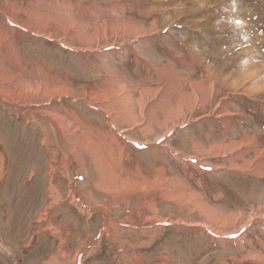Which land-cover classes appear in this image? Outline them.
<instances>
[{
  "label": "rangeland",
  "instance_id": "rangeland-1",
  "mask_svg": "<svg viewBox=\"0 0 264 264\" xmlns=\"http://www.w3.org/2000/svg\"><path fill=\"white\" fill-rule=\"evenodd\" d=\"M0 264H264V0H0Z\"/></svg>",
  "mask_w": 264,
  "mask_h": 264
},
{
  "label": "bare ground",
  "instance_id": "bare-ground-1",
  "mask_svg": "<svg viewBox=\"0 0 264 264\" xmlns=\"http://www.w3.org/2000/svg\"><path fill=\"white\" fill-rule=\"evenodd\" d=\"M263 17V16H262ZM115 19V18H114ZM126 22V21H125ZM186 25V24H185ZM189 26V25H188ZM218 69V68H217ZM251 75V74H250ZM249 77V76H248ZM217 79V78H216ZM225 80V79H224ZM211 83V82H210ZM220 84H223L222 82ZM195 85V84H194ZM211 85V84H210ZM251 91V90H250ZM196 93V92H195ZM226 109V108H225ZM219 110V109H218ZM237 231V229H235ZM238 242V241H237Z\"/></svg>",
  "mask_w": 264,
  "mask_h": 264
},
{
  "label": "crops",
  "instance_id": "crops-1",
  "mask_svg": "<svg viewBox=\"0 0 264 264\" xmlns=\"http://www.w3.org/2000/svg\"><path fill=\"white\" fill-rule=\"evenodd\" d=\"M112 128H113V127H112ZM93 166H94V165H93ZM101 175H102V174H101ZM99 176H100V174H99ZM108 188L111 189L112 187H111V186H110V187L108 186Z\"/></svg>",
  "mask_w": 264,
  "mask_h": 264
}]
</instances>
